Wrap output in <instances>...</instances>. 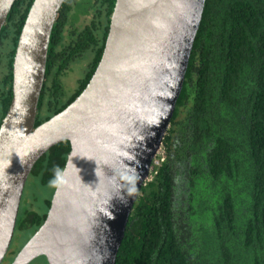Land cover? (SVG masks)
I'll use <instances>...</instances> for the list:
<instances>
[{
	"label": "trees",
	"instance_id": "trees-1",
	"mask_svg": "<svg viewBox=\"0 0 264 264\" xmlns=\"http://www.w3.org/2000/svg\"><path fill=\"white\" fill-rule=\"evenodd\" d=\"M116 1L64 3L51 35L36 128L87 88L103 57ZM34 2L17 0L0 35V128ZM162 150L116 264H264V0L206 1ZM70 153L71 144L63 142L35 165L30 179L50 194L41 210L23 203L16 235L31 239L44 225Z\"/></svg>",
	"mask_w": 264,
	"mask_h": 264
},
{
	"label": "water",
	"instance_id": "water-1",
	"mask_svg": "<svg viewBox=\"0 0 264 264\" xmlns=\"http://www.w3.org/2000/svg\"><path fill=\"white\" fill-rule=\"evenodd\" d=\"M17 0H0V35ZM207 0H117L103 57L81 96L36 128L53 28L66 0H35L0 128V264L35 165L71 153L47 219L12 264H116L182 95Z\"/></svg>",
	"mask_w": 264,
	"mask_h": 264
},
{
	"label": "rangeland",
	"instance_id": "rangeland-1",
	"mask_svg": "<svg viewBox=\"0 0 264 264\" xmlns=\"http://www.w3.org/2000/svg\"><path fill=\"white\" fill-rule=\"evenodd\" d=\"M71 74V73H70ZM69 79L66 83V89L69 91L73 90V74L69 75ZM81 76V72L77 71L75 72V77L79 78ZM164 151L161 150L160 154L158 155L157 158L160 157V159L164 158ZM158 163H161L160 160L158 161ZM160 164H158L157 166H159ZM153 175V173L151 174V176ZM28 186L26 189V196H25V201L24 203H26L27 205L30 203L33 205L35 210H41V206L43 204V201L46 200L49 196V190H44V189H39L36 186V183L34 181H32V179H30L28 181ZM54 195V194H53ZM25 204V205H26ZM29 235L28 234H23V233H18L17 235L15 234L12 246H11V250H10V254L8 256V258L5 260V262L3 264H9V262L11 261V255L13 254H17L19 253V251L21 250V248L23 247V245H25V243L27 242V240L29 239ZM32 264H47L46 261L43 260V258L36 260L34 263Z\"/></svg>",
	"mask_w": 264,
	"mask_h": 264
},
{
	"label": "flooded vegetation",
	"instance_id": "flooded-vegetation-1",
	"mask_svg": "<svg viewBox=\"0 0 264 264\" xmlns=\"http://www.w3.org/2000/svg\"><path fill=\"white\" fill-rule=\"evenodd\" d=\"M24 198H25V195H24V197H23V202H22V205H21V209H22V206H23V203H24ZM21 211V210H20ZM21 213V212H20ZM20 215V214H19ZM16 233H17V229H16ZM15 233V234H16ZM30 241V239L29 240H27V242L25 243V245H23V247L21 248V250L26 246V244L28 243ZM11 250V249H10ZM20 250V251H21ZM19 251V252H20ZM9 254H10V251H9V253H8V255H7V257H6V259L8 258V256H9ZM19 253H17V254H13L12 253V255H11V261L9 262V264H12L13 262H14V260H15V258H16V256L18 255ZM5 259V260H6ZM42 259V258H41ZM5 262V261H4Z\"/></svg>",
	"mask_w": 264,
	"mask_h": 264
},
{
	"label": "built area",
	"instance_id": "built-area-1",
	"mask_svg": "<svg viewBox=\"0 0 264 264\" xmlns=\"http://www.w3.org/2000/svg\"><path fill=\"white\" fill-rule=\"evenodd\" d=\"M158 164H160V163H158V161H155V164L154 165L157 166Z\"/></svg>",
	"mask_w": 264,
	"mask_h": 264
}]
</instances>
